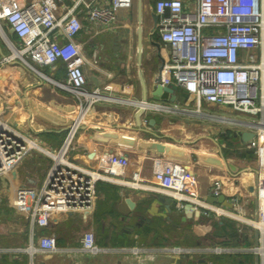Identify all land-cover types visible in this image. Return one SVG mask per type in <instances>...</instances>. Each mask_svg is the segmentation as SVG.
Wrapping results in <instances>:
<instances>
[{
    "label": "crops",
    "instance_id": "crops-1",
    "mask_svg": "<svg viewBox=\"0 0 264 264\" xmlns=\"http://www.w3.org/2000/svg\"><path fill=\"white\" fill-rule=\"evenodd\" d=\"M9 1L22 5L28 0ZM65 1L70 3L69 0ZM96 1L103 3L108 0ZM154 4L155 0H143L142 26L144 37L145 34L147 37L144 42L143 60L140 66L137 61V29L139 26L137 0L133 7L122 8L119 11L118 20L112 29L92 32L87 19H83L84 29L80 32L78 40L83 44L84 52L88 58L84 65V71L88 78L87 84L90 86L87 88H99L102 91V96L93 104L80 126L72 144L70 156L74 161L86 167L99 168L101 158L105 153H125L133 161V166L128 168L126 177L129 178L134 171H139L145 181L153 178L152 162L156 156L163 155L171 160L182 161L189 164L197 175L201 196L207 197L213 181L221 180L223 182L222 193L226 199L229 196H239L240 214L257 218L259 207L256 153L254 148L249 146V142L243 139L242 134L245 131H254V128L248 123L257 120L258 116L257 118L250 117L245 115L249 113L239 112L240 115L231 118L236 121V124H239L237 128L230 129L226 133L229 139H234L232 146L228 145L223 138L218 141L209 136L210 133L217 131L214 126L208 124L203 126L202 129L207 131L204 135L208 140L204 142L203 149L211 154L199 155L196 153L197 160L195 161L191 160L192 158L188 154L179 158L171 154L160 153L148 146L152 142L159 141L183 149L182 144L188 142L187 138L175 136L177 128L181 131L184 130L180 125L183 122L186 123V120H169L164 116L159 117L160 114L152 116L149 111V108L157 110L155 108L160 107L158 104L168 107V110L170 108L184 110L185 108H180V106L189 104L192 100L186 89L178 86L175 102L151 103L142 115L144 119H147V122L142 123L141 127L137 124L135 118L136 110L139 107L137 99H141L139 70L143 71L149 87L152 88L159 68L168 56V50L162 44L159 34L157 35L156 28L154 29L152 18ZM63 11L64 9L59 3V13ZM1 22L6 28L1 31L17 41L10 26L3 20ZM144 23L148 25L146 30ZM155 37L157 40L154 39ZM10 42L8 40L9 44ZM99 49L100 55L104 51L108 53V58L104 56L102 60H99ZM8 50L0 42V116L32 137L40 146L59 147L78 110V103L71 104L68 95H65V100L61 103L49 100L51 96L58 98V92L54 88L55 86L61 87L58 82L65 79V71L58 69L61 63H58L57 68L46 66L48 68L46 71L39 68L45 66H39L42 73H38L34 69H29L17 58L7 62L2 61L3 56L10 52ZM96 59L97 61H95ZM134 69H136L137 75L133 73ZM48 80L55 86L49 84ZM75 105L77 106L75 107ZM226 109L232 110L230 107ZM157 111H166V109ZM46 113L49 116L53 115L55 120L49 118ZM150 118L155 119V125L149 123ZM218 118L231 120L225 116ZM261 126L263 127V125ZM188 135L186 134V136ZM127 138L133 139L132 145L125 141ZM249 150L253 151V156L241 155ZM30 153L25 155L12 173L6 177L7 181L13 183L11 188H14L15 191L20 186H28L27 184L40 186L49 167V160L37 162L35 158L38 155ZM201 155H205L203 159H201ZM28 156L31 157L27 160L28 163L23 164ZM210 156L218 161L205 160V157ZM0 179L6 180L5 178ZM4 187L2 186L3 190ZM12 192L8 203L5 202V198L0 196V210H3L1 206H5L6 203L9 211L13 210L8 212L10 216H4V222H8L9 225L11 222L15 223V227L12 224V229L0 230V264H3V257H7L11 262L22 259L23 254L29 261V254L21 250L29 242L28 221L21 220L18 218L19 216L14 215L16 208L13 204L14 192ZM122 195L130 196L136 202V207L126 215L125 219H122L123 213L117 209ZM154 195H160V193L101 179L96 184L93 209L95 210L96 206L100 205L105 207L104 214L106 216H119L121 221H132L134 236L143 232H146L148 236H154L156 233H163V229L166 227L168 230L169 226L180 229L186 221L197 220L200 222L201 229L199 231L201 232L198 234L197 243L188 247L191 248L190 252L168 251L164 247H152L151 245V247H147L141 246L147 244L136 243L142 248L137 252L131 248H124V245L130 243L106 242L102 244L107 249L98 253L82 251L80 249L81 239L86 232L85 228L91 225L90 218L94 212L92 209L87 212L55 213L51 216L47 226L38 227L35 241H38L41 235L53 234L57 237L59 249L54 252L38 251L34 255L35 264H227L224 263L225 260H228V264H264V257L255 249L262 235V231L257 226L243 223L231 216L222 218L202 216L201 212H193L191 217L183 220V216H186L184 210H177L173 203L168 206ZM223 202L225 206L231 208V204L225 200ZM110 207L115 210L113 213L108 211ZM175 217H179V222H174ZM18 225H21V228ZM124 232L127 236L129 235V231L124 230ZM220 245H222V252H216L215 246Z\"/></svg>",
    "mask_w": 264,
    "mask_h": 264
},
{
    "label": "built area",
    "instance_id": "built-area-1",
    "mask_svg": "<svg viewBox=\"0 0 264 264\" xmlns=\"http://www.w3.org/2000/svg\"><path fill=\"white\" fill-rule=\"evenodd\" d=\"M69 1L28 0L19 5L0 0V24L2 20L6 22L17 37L13 46L10 45L12 53L4 55L2 61L17 58L38 73H42L39 66L57 68L62 62L65 79L58 84L69 88L79 101L76 116L57 148L40 146L0 116V178L9 176L33 147L43 150L52 160L40 186H20L14 193L13 204L28 221L29 244L21 250L29 254V264H35L34 255L38 251L59 249L53 234L41 235L35 241L37 228L47 226L55 213L91 211L96 184L101 179L170 196L177 210H184L190 204L193 212H201L202 216H240L239 196L225 198L231 208L224 202L208 201L200 195L197 175L185 162L158 155L152 162L153 178L145 181L139 171L126 177L133 161L125 153H105L99 168L86 167L71 158L75 136L102 95L99 88L85 87L84 65L88 58L78 40L84 29L83 19H87L92 32L112 29L119 11L133 7L135 0ZM59 3L64 9L62 13ZM154 13L155 28L168 50L162 83L173 81L186 89L190 98L196 100L198 109L202 102H208L258 116L248 123L259 122L254 128L256 135L248 140L257 158L258 216L254 218L256 221L240 218L252 223L264 222V129L261 126L264 125V0H155ZM158 105L155 109L168 110ZM141 120L147 122L144 116ZM222 189L223 182L214 180L210 192L218 196ZM259 240L262 245L255 249L262 251L264 257L263 232ZM130 248L142 250L139 246ZM80 249L95 254L107 248L97 243L92 231H86ZM164 249L191 251L180 246Z\"/></svg>",
    "mask_w": 264,
    "mask_h": 264
},
{
    "label": "rangeland",
    "instance_id": "rangeland-1",
    "mask_svg": "<svg viewBox=\"0 0 264 264\" xmlns=\"http://www.w3.org/2000/svg\"><path fill=\"white\" fill-rule=\"evenodd\" d=\"M143 25L145 27L144 29L146 30V28L148 27L147 23H144ZM0 27H1V29H0V42L5 47L6 50H8V48H9V50H8V51H10L9 53H12L11 46L8 43V40L14 43L15 39H12L11 36H7L1 31V30L4 31V29L6 30L3 22H1ZM157 35H158V32H157ZM146 37L147 36L145 34L144 42L146 41ZM154 39H156V37ZM133 42H134V47H135L136 46L135 29L133 32ZM147 43H148V41H147ZM98 51H99V58H100L99 60H102V58H104V56H107L106 58H108V53H105L104 51H102V53L100 55V49ZM138 66H140V65H138ZM39 68H41L42 71H43V69L45 71L48 69L46 66L45 67H39ZM134 68H136V67H134ZM54 70H56V69H54ZM133 73L135 75H137L136 69H134ZM86 78H87V75H86ZM51 79H55V78L51 77ZM127 79H128V77H127ZM61 81H64V80H61ZM48 82L52 86H55L54 83H52L51 81L48 80ZM87 82H88V78H87ZM87 82H86V86H85L86 88L90 87L89 84H87ZM139 86H140V84H139ZM62 88H64V89H62ZM54 89H56L58 92V94H57L58 98H56V97L53 98L51 96V98H49V100H56V102L61 103V101L65 100L64 99L65 95H68V96H70L69 102L71 104H77V103L79 104L77 96L75 95V93H73L71 90H69V88L63 87V86H61V87L55 86ZM94 89L95 88L88 89V90H94ZM67 92H69V93H67ZM76 99H77V101L75 102ZM137 100L139 103V101L141 99L138 98ZM153 103H155V102H153ZM76 106L77 105H75V107ZM180 108H185V109L182 110V109L170 108L169 110H166V111H157V110H151V108H149V111H150V114L152 116H157L158 114H160V115H158L159 117L164 116V117H167L169 120H175V119H179L180 121L186 120V123L183 122L180 125V127L182 126V128H184V130L181 131L180 129L177 128V131H175L176 132L175 136L180 137V138H187L186 141L188 140V142L186 144H182L183 149H181V148H179V149L183 150L185 153L187 152L186 154H188V156H190L192 158L191 160H194V161L197 160L196 153L199 155L200 154H211V153L207 152V150L203 149L204 148V146H203L204 142L208 141L207 138L205 137L206 135H204L207 133V131L202 129L203 126H205L207 124L210 126H214L217 129V131L210 133L209 136L214 138L215 140L219 141V139L225 137V134L230 129H235L239 125V124H236V121L234 119H231L237 115H240V114H238L239 111L228 110V109H226V108H228L227 106H225L223 108V107L218 106L216 104H212V103H208V102H202L201 107L198 109L196 100L192 99L189 102V104H185V105L182 104V106H180ZM197 110H199V111H197ZM245 115L257 118V115H254V114H245ZM222 116L229 117L231 120H222V119L218 118V117H222ZM186 134H189V135L186 136ZM222 142H224V141H222ZM219 145H220V142H219ZM44 148H49V147L46 146ZM185 150H187V151H185ZM30 152H29L30 154H37L38 155L35 158L37 160V162H40L39 160H47V161L49 160V167H50L52 160H51V157L49 155H47V153H45V152H43V151H41L35 147H33L30 150ZM214 154H215V152H214ZM202 156H205V155H201V159H203ZM30 158H31L30 156L26 157L23 164H27L28 163L27 160ZM40 158H42V159H40ZM253 160H255V159H253ZM256 161H257V158H256ZM27 185L30 186L31 184H27ZM2 186H5L4 188L6 190L5 189L3 190ZM12 186H13V183H11L10 181H7V179L6 180L0 179V188H1L0 189V196L2 198H5V202H7V203H8L9 198H11V192L13 191L15 193L14 188H11ZM7 203L5 206H1V207H3V210H0L1 211L0 212V216H1L0 217V230H7V229L9 230V228L12 229L13 228L12 224L15 227L14 222H11L10 225L8 224V222L7 223L4 222V216H10V213H8V212L13 211V210L9 211V209L7 208V206H8ZM4 207H6V208H4ZM104 211H105V207L97 205L94 212H93V215L90 218L91 225L87 226L84 230V231H92L95 234L96 241L99 245H101L104 242L113 243V244H115V243L116 244L117 243L118 244L130 243V244L124 245L125 248H128V247L130 248L132 246H138L136 243H142V244H147V245H141V246H147V247L152 246V247L162 248V247L168 246V247L173 248V247L180 246L183 248L184 247L188 248V247L197 243L198 238H199L198 234L201 232V231H199V229H201L200 228L201 226L199 225L200 222H198L197 220H189V221H186L184 224H182V227L180 229H178L177 227H174V226H169V230L166 229L168 227H166V228L163 227L164 228L163 233H160V234L156 233L154 236H148L146 234V232H143L140 235L134 236V234H133L134 226H133L132 221H121L119 219V216H116V217L106 216V214H104ZM3 213H8V214H3ZM14 215L19 216L18 218L21 220H23V219L27 220L26 216L24 214L18 212L17 210L15 211ZM174 216H176V215H174ZM240 216H242L246 220L247 219L254 220V218H252V217L243 216L241 214H240ZM240 216H235L234 218H237L239 221H241L243 223L246 222V223H249L251 225L257 226L258 228H260V230H263L259 224H256L258 222L252 223V221L249 222V221L241 219ZM219 218H222V217H219ZM254 221H256V220H254ZM174 222H179V217H175ZM165 225H166V223H165ZM18 227L21 228V225H18ZM124 230L129 231V235H128L129 237L118 238V234H120V232H122ZM262 232L264 233V230ZM127 239H129V240H127ZM128 241H130V242H128ZM132 242H133V244H131ZM28 244H29V242L24 246L26 247ZM154 244H156V245L154 246ZM258 245L260 246L262 244L259 242L257 244V246ZM102 246H105V245L102 244ZM221 246L222 245L215 246L214 250L216 252H222L223 249ZM259 253L262 254V251H259ZM224 263L228 264V260H225ZM28 264H29V261H28Z\"/></svg>",
    "mask_w": 264,
    "mask_h": 264
},
{
    "label": "water",
    "instance_id": "water-1",
    "mask_svg": "<svg viewBox=\"0 0 264 264\" xmlns=\"http://www.w3.org/2000/svg\"><path fill=\"white\" fill-rule=\"evenodd\" d=\"M137 15H138V22L139 26L137 29V61L138 64H142L143 60V53H144V31H143V0H137ZM152 18L154 21V29L156 27V21L157 16L154 12H152ZM153 29V30H154ZM157 43V42H156ZM163 64L159 68V72L157 76L154 79V84L152 88L149 87L145 76L143 74V71L139 70V80L141 84V100L139 101V107L136 110L135 118L137 121V124L139 127H141L142 120L141 116L144 114L147 106L143 105L142 102H175L177 99V89L178 85L175 82H169L168 84L162 83V75H163ZM49 118H52L55 120V117L53 115L49 116L48 113H46ZM149 123L151 125H155V119L150 118ZM259 122H253V124H249L252 128H257L259 125ZM158 127V125H156ZM256 135L255 131H245L242 134V137L245 141L250 140ZM126 139V138H125ZM130 139V140H129ZM128 143L131 145L133 144L132 138H127ZM150 148L157 150L160 153H166L171 154L173 156H177L179 158H183L185 156V152L177 147H173L167 144H164L162 142H152L148 145ZM203 158V156H202ZM205 160L207 161H218L216 158L213 157H205ZM15 173V172H14ZM156 196L161 202L166 203L168 206L172 203V198L170 196H166L164 194L160 195H154ZM206 199L210 202H219L222 203L225 200V195L223 193L219 194L218 196L213 195L211 192L207 195ZM136 207V202L127 195H122L121 199L119 200L117 204V209L123 213L122 219L127 218V214L131 213L132 210ZM185 215L183 216V220H185L187 217H191L193 215V210L191 208L190 204H187L186 208L184 209Z\"/></svg>",
    "mask_w": 264,
    "mask_h": 264
},
{
    "label": "trees",
    "instance_id": "trees-1",
    "mask_svg": "<svg viewBox=\"0 0 264 264\" xmlns=\"http://www.w3.org/2000/svg\"><path fill=\"white\" fill-rule=\"evenodd\" d=\"M61 63V64H60ZM59 64H60V66H59V68L58 69H63L64 71H65V67H64V65H63V63L62 62H59ZM232 137V136H231ZM223 140L228 144V145H230V146H232V145H234L233 143H234V139L232 138V139H229V137H228V135L227 134H225V137L223 138ZM242 156H253L254 154H253V151L252 150H249V152H246V153H242L241 154ZM108 211L110 212V213H113L115 210L112 208V207H110L109 209H108ZM124 237H128L127 235H126V233L124 232V231H122V232H120V234H118V238H124ZM127 240H129V239H127ZM128 242H130V241H128ZM131 244H133V242L131 243ZM24 255V256H23ZM22 256H23V258L22 259H17V260H14V261H8V259H7V257H3V264H27L28 263V261H27V257H26V255L25 254H23Z\"/></svg>",
    "mask_w": 264,
    "mask_h": 264
},
{
    "label": "bare ground",
    "instance_id": "bare-ground-1",
    "mask_svg": "<svg viewBox=\"0 0 264 264\" xmlns=\"http://www.w3.org/2000/svg\"><path fill=\"white\" fill-rule=\"evenodd\" d=\"M10 45L13 46V45H12V42H10ZM100 96H102V95H100ZM142 104L145 105V106H148V107L151 105V103H149V102H146V103H145V102H142ZM262 128L264 129V125H263ZM32 145H35V143L32 142ZM257 224H259V225H260L261 227H263V229H264V224H262V223H257Z\"/></svg>",
    "mask_w": 264,
    "mask_h": 264
}]
</instances>
